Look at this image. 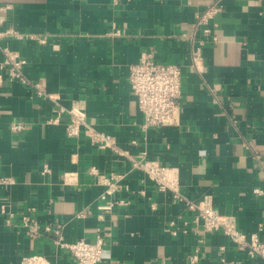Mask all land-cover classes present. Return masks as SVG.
I'll use <instances>...</instances> for the list:
<instances>
[{
	"label": "crops",
	"instance_id": "0c3cea01",
	"mask_svg": "<svg viewBox=\"0 0 264 264\" xmlns=\"http://www.w3.org/2000/svg\"><path fill=\"white\" fill-rule=\"evenodd\" d=\"M6 3L12 9L0 30L47 37L43 44L0 40L25 59L28 79L66 107L84 99L88 120L112 134L121 149L177 167L189 199L210 193L214 207L234 215L247 232L264 223V0H0ZM213 3L221 5L212 21L217 40L203 47L205 70L198 73L180 34L192 32L196 14ZM116 28L121 35H109ZM150 48L155 60L182 67L177 125L141 128L128 75ZM54 109L20 81L0 88V177L13 181L0 183V264H20L31 254L52 264H77L55 247L51 233L30 236L23 215L58 227L69 241L101 234L98 264H264L220 231H203L193 221L195 212L170 190L158 191L127 157L84 136L68 137L67 115L47 122ZM14 121L25 128L12 131ZM93 166L122 174L120 190L108 198L127 203L99 208L105 186L89 173ZM194 253L195 263L189 259Z\"/></svg>",
	"mask_w": 264,
	"mask_h": 264
},
{
	"label": "built area",
	"instance_id": "2783aa9c",
	"mask_svg": "<svg viewBox=\"0 0 264 264\" xmlns=\"http://www.w3.org/2000/svg\"><path fill=\"white\" fill-rule=\"evenodd\" d=\"M113 4H119L120 0H112ZM12 9L11 4L0 5V25L7 21L8 12ZM221 10V5L213 3L208 5L203 11L196 14L192 32H183L180 37L188 42L189 47V66L192 70L201 73L205 70L203 47L207 42H215L217 36L213 32V19ZM109 35L120 36V29H113ZM6 37L18 39L32 38L37 39L43 44L46 35H35L21 33L13 27L0 30V40ZM0 88L5 81H20L22 84L29 85L33 91L43 98L51 100L54 104L55 115L47 122L56 123L63 115H67L65 131L68 137L79 138L84 136L88 141L100 149H109L112 152L127 157L131 166L144 172L149 181L153 183L158 191L170 190L175 200L184 204L189 211L195 212L193 221L200 226L203 231H220L229 237L234 246L241 251H245L251 258L261 257L264 260V223L258 222L255 228L244 231L237 225L234 215L223 213L214 207L210 193H204L198 200L186 197L180 190L179 170L177 167L167 166L157 159L146 157V153L133 155L119 147L115 137L105 131L99 130L94 123L90 122L86 116L84 99L74 100L70 107L64 106L60 102V97L49 93L40 83L28 79L23 66L25 59L16 50L0 44ZM182 67L173 62H163L154 59L153 49H146L142 52L139 61L132 64L129 69L128 82L131 90L137 96L138 107L143 115L142 129L151 126L177 125L180 122L182 96ZM14 132H19L25 128L24 124L14 121L10 126ZM133 142H135L133 140ZM258 157V155H256ZM44 171L48 167L44 165ZM89 173L96 176V183L105 186L104 193L101 195L105 200L100 205V209H110L114 203L125 204L123 199L113 200L108 196L114 195L120 190L121 173L109 172L99 173L95 166L89 168ZM68 174L64 173V181L67 182ZM11 179L0 177V183H11ZM140 194L143 190H139ZM254 192L262 193V189L254 188ZM154 207V203H152ZM21 223L27 228L30 236H37L43 233L52 234V242L55 247L68 252L74 257L77 264H98L102 257L103 236L97 235L93 241L78 239L75 241L66 240L62 231L56 226L40 224L34 218L27 215L21 217ZM174 223L171 222L170 226ZM166 230L176 233V229L171 227ZM191 262H196L197 253L189 257ZM20 264H52L41 254H31L22 256Z\"/></svg>",
	"mask_w": 264,
	"mask_h": 264
}]
</instances>
